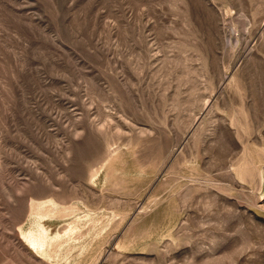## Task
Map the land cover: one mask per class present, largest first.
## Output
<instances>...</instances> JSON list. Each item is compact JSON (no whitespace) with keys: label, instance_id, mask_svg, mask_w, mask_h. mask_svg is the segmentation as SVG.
I'll return each mask as SVG.
<instances>
[{"label":"rangeland","instance_id":"rangeland-1","mask_svg":"<svg viewBox=\"0 0 264 264\" xmlns=\"http://www.w3.org/2000/svg\"><path fill=\"white\" fill-rule=\"evenodd\" d=\"M0 264H264V0H0Z\"/></svg>","mask_w":264,"mask_h":264}]
</instances>
